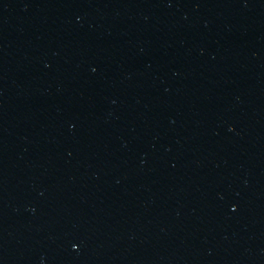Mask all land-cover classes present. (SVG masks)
Listing matches in <instances>:
<instances>
[{
  "label": "water",
  "instance_id": "obj_1",
  "mask_svg": "<svg viewBox=\"0 0 264 264\" xmlns=\"http://www.w3.org/2000/svg\"><path fill=\"white\" fill-rule=\"evenodd\" d=\"M0 264H264V0H0Z\"/></svg>",
  "mask_w": 264,
  "mask_h": 264
}]
</instances>
